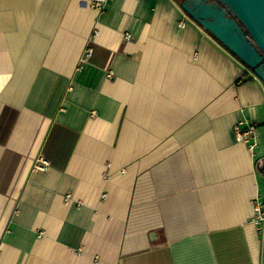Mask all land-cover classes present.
Returning a JSON list of instances; mask_svg holds the SVG:
<instances>
[{"label": "crops", "instance_id": "obj_1", "mask_svg": "<svg viewBox=\"0 0 264 264\" xmlns=\"http://www.w3.org/2000/svg\"><path fill=\"white\" fill-rule=\"evenodd\" d=\"M81 2L0 0V264H264V83L183 0Z\"/></svg>", "mask_w": 264, "mask_h": 264}, {"label": "water", "instance_id": "obj_2", "mask_svg": "<svg viewBox=\"0 0 264 264\" xmlns=\"http://www.w3.org/2000/svg\"><path fill=\"white\" fill-rule=\"evenodd\" d=\"M181 8L264 83V0H184Z\"/></svg>", "mask_w": 264, "mask_h": 264}, {"label": "built area", "instance_id": "obj_3", "mask_svg": "<svg viewBox=\"0 0 264 264\" xmlns=\"http://www.w3.org/2000/svg\"><path fill=\"white\" fill-rule=\"evenodd\" d=\"M81 3L90 6V8L96 13V16L103 15L106 12L107 5L112 0H81ZM184 16L188 18V15L184 12ZM180 26H185L184 22L180 23ZM98 35V31L95 29L94 36ZM125 40L130 41L132 39V35L125 34ZM91 50L86 52L85 57H90ZM112 74H109L111 77ZM255 79H259L258 77H254ZM235 138L238 143H243L251 146V149L255 147L254 137L256 132V127L254 125L245 126L244 123H240L234 128ZM48 166V163L42 159H38L35 163L33 169L35 170H45ZM255 171L260 174L264 178V156L258 158L255 162ZM264 185V184H263ZM252 226L255 228V234L259 243L263 245L264 248V186L263 191L255 195L252 201V216H251ZM264 252V251H263Z\"/></svg>", "mask_w": 264, "mask_h": 264}, {"label": "trees", "instance_id": "obj_4", "mask_svg": "<svg viewBox=\"0 0 264 264\" xmlns=\"http://www.w3.org/2000/svg\"><path fill=\"white\" fill-rule=\"evenodd\" d=\"M184 1V0H183Z\"/></svg>", "mask_w": 264, "mask_h": 264}]
</instances>
